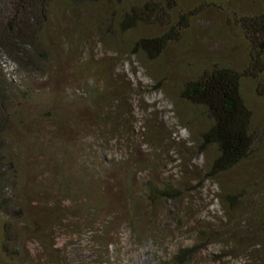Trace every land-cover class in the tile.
Returning a JSON list of instances; mask_svg holds the SVG:
<instances>
[{"label":"rangeland","instance_id":"obj_1","mask_svg":"<svg viewBox=\"0 0 264 264\" xmlns=\"http://www.w3.org/2000/svg\"><path fill=\"white\" fill-rule=\"evenodd\" d=\"M146 1L152 0L105 1L94 10L51 3L46 36L55 55L41 69L17 71L25 93L13 86L17 95L7 100V112L22 126L11 121L5 132L16 175L6 196L10 216L19 211L33 226L37 211H45L46 221L47 212L63 215L42 236L23 231L24 218L15 217L22 232L9 249L14 257L0 251V264H264L251 239L243 247L232 241L246 232L243 217L217 199L227 182L237 185L250 171L264 175V149L207 178L214 148L201 150L198 141L206 121L177 96L193 59L206 64L219 56L238 70L248 65L233 16L263 12L264 0H175L171 7L155 0L168 15L126 31L116 4ZM9 13L0 11L3 19ZM180 15L187 16L186 27L179 26ZM171 28L176 38L156 59L134 49L140 38ZM91 88L98 94L90 95ZM242 91L252 124L261 125L264 83L245 78ZM65 109L68 122L59 119ZM61 175L74 184L73 198H60ZM164 189L172 195L158 196ZM88 207L98 209L92 220ZM180 250H188L181 261Z\"/></svg>","mask_w":264,"mask_h":264},{"label":"trees","instance_id":"obj_2","mask_svg":"<svg viewBox=\"0 0 264 264\" xmlns=\"http://www.w3.org/2000/svg\"><path fill=\"white\" fill-rule=\"evenodd\" d=\"M55 1L0 0V11L9 10L10 12L5 19L0 14V251L7 258L14 257L9 249L22 230H34L35 235L42 236L49 227L60 222L63 215H60L57 210L53 213L47 212L48 220L46 221L45 211H37L33 213L32 218L30 217L35 219V226H33L28 218L25 220V215L22 216L21 212L14 211L13 215L17 217L16 219L24 218V229L19 230L15 217L12 218L9 212L12 200L6 196V190L16 183V175L11 167L12 162L5 153V143L9 140L6 133L10 129L11 121L15 122L18 128L22 126V123L7 112V100L10 101L9 98L17 95L15 88L25 93L26 86L21 83L23 77L17 78V71L23 69L30 73L34 69H41L40 63L55 55L53 45L46 36V28L50 23L49 8ZM59 1H66L71 8L88 6L94 10L100 5H105V1L110 3L113 0ZM175 3V0H171V3L168 0L166 6L168 4L171 7L172 4L176 5ZM116 6L121 11L120 23L126 31L142 22L152 20L159 22L168 15L162 1L152 0L137 5L121 2ZM193 16L191 15V18ZM186 17L180 15L179 26L186 27ZM233 23L247 43L248 65L243 70H238L227 65L219 56L210 58L206 61L207 63L205 62L206 64L199 59H193V66L188 67L191 74L180 84L177 91L179 100L196 109L206 121L204 128H198V141L201 150L206 147L214 148V156L210 159L206 171L207 178L232 170L251 159L254 154L263 153L264 149V123L258 126L252 124L253 114L242 91L245 78L256 80L260 84L264 83V11L247 16H233ZM78 29L81 32L84 30L80 26ZM176 34L171 28L158 36L142 37L136 41L134 49H137L145 58L154 60L169 41L176 38ZM97 91L91 88L88 93L96 95ZM70 114L65 109L59 119L67 117L68 122ZM49 116L53 123L58 119L57 115ZM50 145L55 149L57 147L53 141ZM256 151L259 153H255ZM9 171L12 172L11 176L8 175ZM253 172L245 173L237 185L238 181L222 185V191L217 199L226 206V209L236 210V213L240 212L243 217L240 224L244 226L246 232L239 231L232 241L238 247H243L248 239H251V248L258 246L257 249L263 254L262 262L264 263V175ZM234 186L236 192H234ZM74 188L72 181L64 179L61 175L60 198H73ZM97 192L101 196L102 193ZM156 193L163 198L172 195L166 189L156 190ZM150 199L153 200V196ZM97 211V208L88 207L85 212L86 217L92 220L91 215L93 212L95 215ZM186 253L188 250H180L176 259L181 261Z\"/></svg>","mask_w":264,"mask_h":264}]
</instances>
